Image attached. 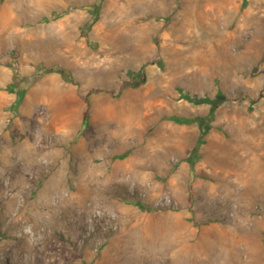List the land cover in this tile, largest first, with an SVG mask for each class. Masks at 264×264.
Returning <instances> with one entry per match:
<instances>
[{
	"label": "rangeland",
	"instance_id": "374dc122",
	"mask_svg": "<svg viewBox=\"0 0 264 264\" xmlns=\"http://www.w3.org/2000/svg\"><path fill=\"white\" fill-rule=\"evenodd\" d=\"M0 264H264V0H0Z\"/></svg>",
	"mask_w": 264,
	"mask_h": 264
},
{
	"label": "water",
	"instance_id": "95a60500",
	"mask_svg": "<svg viewBox=\"0 0 264 264\" xmlns=\"http://www.w3.org/2000/svg\"><path fill=\"white\" fill-rule=\"evenodd\" d=\"M257 70V68H254V71H256Z\"/></svg>",
	"mask_w": 264,
	"mask_h": 264
},
{
	"label": "trees",
	"instance_id": "16d2710c",
	"mask_svg": "<svg viewBox=\"0 0 264 264\" xmlns=\"http://www.w3.org/2000/svg\"><path fill=\"white\" fill-rule=\"evenodd\" d=\"M202 128H204L203 126H202ZM205 130H203L202 132H204Z\"/></svg>",
	"mask_w": 264,
	"mask_h": 264
}]
</instances>
